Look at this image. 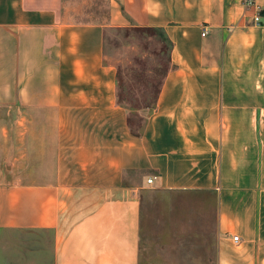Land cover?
<instances>
[{
  "label": "crops",
  "instance_id": "crops-1",
  "mask_svg": "<svg viewBox=\"0 0 264 264\" xmlns=\"http://www.w3.org/2000/svg\"><path fill=\"white\" fill-rule=\"evenodd\" d=\"M253 1L110 0L104 23H81L64 0H0V157L12 142L24 151L23 178L4 177L13 161L0 167V264H140L148 191L213 195L212 264H264V0ZM113 26L171 42L139 134L104 58ZM15 233L40 248L22 252Z\"/></svg>",
  "mask_w": 264,
  "mask_h": 264
},
{
  "label": "rangeland",
  "instance_id": "rangeland-1",
  "mask_svg": "<svg viewBox=\"0 0 264 264\" xmlns=\"http://www.w3.org/2000/svg\"><path fill=\"white\" fill-rule=\"evenodd\" d=\"M109 1L64 0L65 18L71 22L104 23ZM104 58L116 70L119 100L130 108V127L137 131L154 105L157 85L170 67L168 48L152 28L113 26L104 31ZM12 145L13 151H1V171L5 174L6 164L13 161L20 170L4 177L21 179L23 142ZM215 213L211 194L148 191L142 198L140 264H212ZM7 238L21 246L22 252L25 241H34L33 248H40V243L35 244L36 237L15 233Z\"/></svg>",
  "mask_w": 264,
  "mask_h": 264
},
{
  "label": "trees",
  "instance_id": "trees-1",
  "mask_svg": "<svg viewBox=\"0 0 264 264\" xmlns=\"http://www.w3.org/2000/svg\"><path fill=\"white\" fill-rule=\"evenodd\" d=\"M155 31H157V34L159 33V35H160V37H161V40L165 43V45L167 46V48H168V63H169V66L171 67V64H170V59H169V51H170V49H171V42L168 40V38L164 35V33H163V31L162 30H160V29H154ZM170 67H168V69L166 70V72L170 69ZM162 82H163V80L157 85V87H156V89H155V96H154V100H153V103H154V105L152 106V108H151V111H152V109L154 108V106H155V101H156V99H157V97H158V94H159V91H160V87H161V85H162ZM117 91H118V88H117V82H116V101H117V104L119 105V106H121V107H123L124 109H129L130 110V108H126L125 106H123L122 104H121V102H120V100H119V97H118V94H117ZM129 110H127L128 111V113H129V121H130V111ZM150 111V112H151ZM141 130H142V127L140 126L139 128H138V130L137 131H135L136 132V134H139L140 132H141Z\"/></svg>",
  "mask_w": 264,
  "mask_h": 264
},
{
  "label": "built area",
  "instance_id": "built-area-1",
  "mask_svg": "<svg viewBox=\"0 0 264 264\" xmlns=\"http://www.w3.org/2000/svg\"><path fill=\"white\" fill-rule=\"evenodd\" d=\"M245 3L247 4V5H254V1L253 0H245ZM255 9H256V11H257V14H256V16L254 17V22L256 23V24H259L260 23V19H261V15H260V12H261V8H260V6H258V5H256L255 4ZM205 34V33H204ZM204 34H202V35H204ZM147 183L148 184H151L152 183V179H148L147 180ZM233 240H234V242H238L239 241V238L237 237V236H235V237H233Z\"/></svg>",
  "mask_w": 264,
  "mask_h": 264
}]
</instances>
